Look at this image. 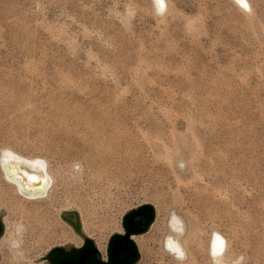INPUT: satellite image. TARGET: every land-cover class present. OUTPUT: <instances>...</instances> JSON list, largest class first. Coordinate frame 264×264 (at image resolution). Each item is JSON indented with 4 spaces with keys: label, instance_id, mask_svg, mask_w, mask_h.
<instances>
[{
    "label": "rangeland",
    "instance_id": "1",
    "mask_svg": "<svg viewBox=\"0 0 264 264\" xmlns=\"http://www.w3.org/2000/svg\"><path fill=\"white\" fill-rule=\"evenodd\" d=\"M0 0V150L47 163L26 199L2 175L0 264L101 245L154 219L134 264H264V0ZM186 256L163 249L170 213Z\"/></svg>",
    "mask_w": 264,
    "mask_h": 264
},
{
    "label": "bare ground",
    "instance_id": "2",
    "mask_svg": "<svg viewBox=\"0 0 264 264\" xmlns=\"http://www.w3.org/2000/svg\"><path fill=\"white\" fill-rule=\"evenodd\" d=\"M238 1V0H237ZM156 7L161 11L164 9V0H155ZM161 3L163 7H161ZM239 3V2H237ZM248 9V2L245 0ZM0 168L3 178L11 185L15 191L26 199H38L43 197L51 188L52 178L47 171V163L41 158H24L17 155L11 149L4 148L0 150ZM167 234L163 239V249L167 255L182 261L186 256V249L183 245L182 238L186 233L185 220L177 213L172 211L167 220ZM221 241L223 244L221 245ZM5 240L1 239L0 244L4 245ZM171 242L172 247L169 246ZM225 242L223 237L217 232H213L209 242V253L215 264H227L223 260L225 251ZM178 248L179 253L173 251ZM222 248V250H220ZM182 253V255H181ZM215 253V254H214Z\"/></svg>",
    "mask_w": 264,
    "mask_h": 264
},
{
    "label": "flooded vegetation",
    "instance_id": "3",
    "mask_svg": "<svg viewBox=\"0 0 264 264\" xmlns=\"http://www.w3.org/2000/svg\"><path fill=\"white\" fill-rule=\"evenodd\" d=\"M152 209L147 206L124 218L121 230L99 245L81 239L80 245L53 247L46 256L47 264H134L138 251L135 238L145 232L152 221ZM146 217V220H144ZM70 221V220H69ZM1 231V222H0Z\"/></svg>",
    "mask_w": 264,
    "mask_h": 264
},
{
    "label": "water",
    "instance_id": "4",
    "mask_svg": "<svg viewBox=\"0 0 264 264\" xmlns=\"http://www.w3.org/2000/svg\"><path fill=\"white\" fill-rule=\"evenodd\" d=\"M147 206H149L151 209H152V214H153V216H152V221H153V219H154V215H155V211H154V208H153V206L152 205H149V204H146V205H143V206H140V207H138V208H136V209H134V210H132V211H130L129 213H127L126 215H125V217L128 215V214H130L131 212H135L136 210H139V209H141V208H143V207H147ZM5 214V212H1L0 213V222H1V231H0V237H1V235L3 234V232H4V225H3V223H2V220H1V217L3 216ZM124 217V218H125ZM62 218L65 220V221H67L74 229H75V231L79 234V235H81L84 239H89V238H87V237H85L82 233H81V230H80V224H79V219H78V215H77V213L76 212H70V213H64L63 214V216H62ZM70 220V221H69ZM124 220V219H123ZM144 220H146V217H145V219ZM151 221V222H152ZM147 230V229H146ZM145 230V231H146ZM89 240H91V239H89ZM65 247H73L72 245H67V246H65ZM139 253H138V256H137V260L139 259ZM136 260V261H137ZM135 261V262H136Z\"/></svg>",
    "mask_w": 264,
    "mask_h": 264
},
{
    "label": "snow or ice",
    "instance_id": "5",
    "mask_svg": "<svg viewBox=\"0 0 264 264\" xmlns=\"http://www.w3.org/2000/svg\"><path fill=\"white\" fill-rule=\"evenodd\" d=\"M158 2H160V0H158ZM238 2L241 3L244 7H247V4L245 3V0H238ZM161 7H163L162 3H161ZM222 244H223V241H221V245ZM169 246L172 247L171 242H170ZM172 250L179 253V249L178 248H173ZM220 250H222V248ZM181 255H182V253H181Z\"/></svg>",
    "mask_w": 264,
    "mask_h": 264
},
{
    "label": "trees",
    "instance_id": "6",
    "mask_svg": "<svg viewBox=\"0 0 264 264\" xmlns=\"http://www.w3.org/2000/svg\"><path fill=\"white\" fill-rule=\"evenodd\" d=\"M126 218V217H125Z\"/></svg>",
    "mask_w": 264,
    "mask_h": 264
}]
</instances>
